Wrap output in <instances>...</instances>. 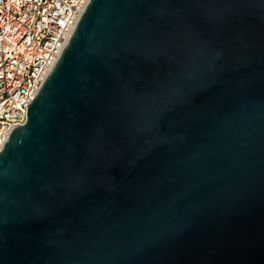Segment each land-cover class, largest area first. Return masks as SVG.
<instances>
[{
	"label": "water",
	"instance_id": "obj_1",
	"mask_svg": "<svg viewBox=\"0 0 264 264\" xmlns=\"http://www.w3.org/2000/svg\"><path fill=\"white\" fill-rule=\"evenodd\" d=\"M0 264H264V0H90L0 153Z\"/></svg>",
	"mask_w": 264,
	"mask_h": 264
},
{
	"label": "built area",
	"instance_id": "obj_2",
	"mask_svg": "<svg viewBox=\"0 0 264 264\" xmlns=\"http://www.w3.org/2000/svg\"><path fill=\"white\" fill-rule=\"evenodd\" d=\"M90 0H0V153Z\"/></svg>",
	"mask_w": 264,
	"mask_h": 264
}]
</instances>
